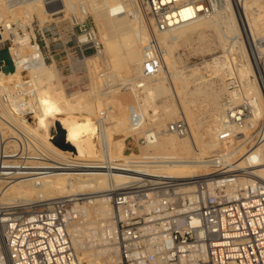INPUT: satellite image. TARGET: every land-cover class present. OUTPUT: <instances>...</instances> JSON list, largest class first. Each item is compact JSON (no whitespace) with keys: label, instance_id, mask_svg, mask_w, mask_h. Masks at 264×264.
I'll return each mask as SVG.
<instances>
[{"label":"built area","instance_id":"built-area-1","mask_svg":"<svg viewBox=\"0 0 264 264\" xmlns=\"http://www.w3.org/2000/svg\"><path fill=\"white\" fill-rule=\"evenodd\" d=\"M221 1L196 0L194 4L201 6L196 12L208 16ZM146 4L156 30L178 24H170L169 6L158 0ZM88 35L98 48L94 34ZM142 65L141 77L161 69V53L153 42L142 49ZM263 112V90L260 98L234 92L224 102V124L215 131L216 140L225 147L212 157L205 174L186 178L158 172V165L173 158L135 153L134 144H128L127 153L119 158H111L103 124H98L103 147L96 165L123 176L120 186L92 193H104L111 205L106 235L116 248L117 264H264V176L254 172L258 166L264 168ZM135 118L132 108L131 120ZM167 130L186 132L182 122L169 124ZM157 133L153 128L144 130L140 146L155 143ZM14 139L3 142L0 137V178L44 170L37 164L38 151L24 149L21 138ZM62 165L72 171L83 167ZM89 195L0 205V237L9 264H82L71 243L69 224L79 219Z\"/></svg>","mask_w":264,"mask_h":264},{"label":"rangeland","instance_id":"rangeland-1","mask_svg":"<svg viewBox=\"0 0 264 264\" xmlns=\"http://www.w3.org/2000/svg\"><path fill=\"white\" fill-rule=\"evenodd\" d=\"M18 1L19 0H2L1 2L0 0V8L3 10H0V26H2L3 22L7 21L9 26L14 28V33H16L17 36L22 37L27 34L29 36V42L31 44L37 45L38 50L43 55L45 64L52 68L55 74L53 76L54 78L52 77L50 81L52 87L48 90L52 91V89H54L55 91H61L62 96L69 99L71 103L74 102L73 104H76V99L73 98L75 95L85 97V100L87 102L89 101V103H92L93 105H97L96 103H100L101 101V106L98 105V107L101 109L104 107L105 108L101 110V113L98 116L102 119V121H100L101 123L98 124H103V132H105V129L107 128L106 138L107 143L111 148L109 150L111 158L117 159L120 156L117 154L114 155L112 153L113 149L115 148L114 144L116 141L124 144L121 154L127 153L125 149H128V144H134L133 152L137 149V147H140L141 152L156 153L151 148L147 149L140 146L139 138H141L143 135V131L148 128H156L155 130L158 132L159 130L160 132H170L167 130L169 124H174L176 122H182L185 125L186 132L188 130V134L189 130L193 128L191 134L193 137L191 138L193 144L191 147V152L192 154L196 153V155H198L201 153L203 148V141L199 140V135L202 131L201 128L203 127L205 121L209 120L208 103L210 95L216 93L215 101L220 107V114L224 115V102H226V100L230 98L234 92L236 93V96L237 92L241 93V95L254 93L260 98L261 90L264 91V50H261L259 53L256 44V41H259V39L264 37V30L261 29L262 31L260 30L254 35L243 32L240 27V16L237 15L231 0H222L214 12L208 16H202L204 21L210 20L212 18L214 19L211 22L213 24L212 27L207 26L202 28V32L199 35L193 34L190 38L191 40L189 39L187 42H182L180 44H174L172 42L173 39L167 37L168 35H166V33L156 30L155 19L148 9L146 0H123L129 9L128 17H132L134 19L138 18L135 21L133 20L134 23L131 20V27L132 29L136 30L133 33L136 32L137 34L134 36L136 40L135 47H130V52L134 51L139 53L138 56H140L139 50L143 49L146 44L153 42L156 46L155 48L159 50L162 57H164V55L167 53L169 54L172 60L170 69L176 71L177 74L165 80L164 85L167 92L165 90V93L163 92L161 95H157L151 100L150 105L146 107L144 111L145 114L143 117V123L140 124L142 128L133 130L129 124L130 127L128 129L124 128L122 130V126L117 122L114 123L111 117L116 113L118 114L119 108H121V110L123 109L124 111L125 107L128 106L126 108L128 113L126 112V114L130 120L132 108H135V106L136 108H142V105H139L143 103L142 97L145 95L142 86L144 85L145 80L151 79L152 77H159V74L162 71L159 70L153 74H148L142 77L141 74L140 76H135L134 73L130 72V79L126 80V77L124 76V70H126L127 66L129 65L120 59V56L123 54L124 46L115 39L110 41V43L104 41V39L101 37V31L103 28L101 27L100 23L97 24L99 20L94 17V13L88 9L89 11L87 10L84 15L80 14L78 9L82 0H74L75 2L72 0V4L70 3L69 5H66L64 0ZM251 1L253 3L250 2L252 3V6H250L251 4L249 3V16H256L255 18H257V16H259V11L263 9L259 7L261 2L259 0ZM224 3L226 5H224ZM1 5L5 6L3 7ZM28 6H30V10H28ZM13 7L14 10L16 9L17 11L15 12L16 16L8 11L10 9L12 10ZM6 8L8 10H6ZM23 16L24 18L29 16L30 19L24 25H21L20 19ZM138 20L142 21V23H138ZM142 24L143 27L141 29L140 26ZM232 24L233 26H231ZM10 30L11 29H8V31ZM88 34L91 36L94 34L95 38H93L97 42L98 48L93 43V40L90 39ZM108 34H110L109 36H113L111 31H109ZM84 35L87 36L85 37L86 40L81 38ZM140 35H146V39L144 42H142V44L139 43L138 40ZM262 35L263 37H260ZM161 39L163 42H160ZM159 44L163 45L159 46ZM16 45H18V42L14 39L13 32L8 33L5 35L4 39L0 41V50L7 49L8 51V49L15 48ZM100 50L102 52L99 53L98 51ZM84 57L86 60L82 61V58ZM214 61H220L219 64H221V75L219 73L213 74L212 68L210 66ZM88 63L91 64L89 65ZM4 65L5 62L0 58V72L5 71ZM142 66L143 65H140V68ZM13 68L14 67L12 65V69ZM132 68H134V66L130 63V69ZM190 69H194V72L191 75ZM180 75L183 77L186 76L184 78L185 80H178ZM197 75H201L204 78V81H200L199 78L195 79V76ZM139 78L140 80L138 81ZM25 79H28V77L26 76ZM18 81H15V85L17 87L14 88L12 85H10L9 88H3L0 86V105L4 107L5 110L7 109L6 111L4 110L5 112L10 113L12 114L11 116H13V118L5 117V114H2L0 111V126L2 127V132L4 131L2 134H0L2 139H4L3 142L6 140V138L7 140H15L14 137H20L24 149L38 151V158L46 163L52 162V164H58L57 162H54V160H60L59 155L68 157L71 155V153H74L73 156L75 157L78 156L79 158L84 159L82 155L89 153L85 144L87 143L86 140H88L86 136L98 135V126L97 124H94V114H87V105L79 106L77 104L72 111L74 114H70L69 112L57 114V118L54 121L52 120L53 124H51V126L54 130L52 133L54 134L56 131L60 133L63 132L65 134V131H69L70 133L67 137L69 140L64 139L62 143H56L51 139V141L49 139L48 141L44 139L40 133L31 130L32 127L28 122L25 121V119L24 121L21 120L22 114L19 112H22L23 110L18 112L16 111L13 115L14 109L12 108H15L14 105L18 106L17 108L20 110L25 109L27 106V104L25 105L24 102L25 97L21 95V90L18 91ZM104 82L113 84L106 87ZM252 82L256 86L257 90L251 89L249 87L248 84ZM131 92L133 94H131ZM134 94L137 98L133 97ZM237 103L238 102L235 104ZM166 109H170L169 111H171V113L167 114L165 111ZM9 110H12V113L9 112ZM17 113L18 115H16ZM136 113L138 114V111H136ZM154 114L155 117L159 116L160 118H164V124L160 126V129L155 124H153L154 121L152 119L155 118L153 117ZM19 115H21V117ZM107 119L108 122H106ZM110 119L112 121H110ZM86 127L87 129L85 130ZM186 132L182 135H175L178 138H183L188 135ZM170 133L174 134L173 132ZM82 136H84L85 140ZM78 137L82 142V146H79L76 150H73V152L68 149L62 150L59 148V146L62 145L69 146L68 144H73L74 139H77ZM55 138L56 137H54V139ZM89 140H91V138H89ZM198 140L201 142V144L197 143ZM6 142V144L9 143L8 141ZM100 144L101 143L98 141L97 147L99 149V158L101 157V151L103 147ZM218 146H216L214 149L216 151L214 152H219L222 148L220 143ZM210 154H212V151H210ZM41 161H37V164L41 165L39 167H44L42 164L44 165L46 163H42ZM64 161L65 160L62 159V161L60 160L58 162ZM203 171L201 170L199 173L202 172L200 173L202 175L203 173L207 172L206 169ZM196 174L193 175L189 173L188 175L196 176ZM117 186H115V188ZM98 197H105V194L98 195ZM18 204L23 205L25 203ZM1 205H5V203ZM90 223V213L89 210H86V215H83V213L80 214L79 219L74 221L72 225L85 226ZM88 240L89 236L84 235V241L88 242ZM110 243L112 242L110 241ZM110 243L109 246L112 247L110 250V255H114V258H118L115 246L113 243ZM99 245L100 244H95L94 247H99ZM75 251H78L77 248Z\"/></svg>","mask_w":264,"mask_h":264},{"label":"bare ground","instance_id":"bare-ground-1","mask_svg":"<svg viewBox=\"0 0 264 264\" xmlns=\"http://www.w3.org/2000/svg\"><path fill=\"white\" fill-rule=\"evenodd\" d=\"M64 1L66 5H69L70 3L72 4L71 2L72 0H64ZM75 1L73 0V2ZM158 1L161 4L167 5L170 7V10L168 11V15H167V18L171 20L170 24L178 23L162 31L166 33V35H168L167 37H170L173 39L172 42L174 44L175 43L180 44L182 42H187L193 34L199 35L202 32L201 31L202 28L207 27V26L212 27L213 25L211 23L212 20H214L213 18L210 20L204 21L203 20L204 18L202 17V15H200L199 13L197 14L196 11L200 10L201 6L200 5L196 6V4H194L196 0H158ZM231 1H232V4L234 6V9L237 15L240 16V27L243 32L254 35L255 33L259 32L261 29L264 30V0H259L261 2L260 3L261 5L259 7L263 9L259 11L258 13L259 16H257V18H255L256 16L255 17L249 16L248 8L252 6V3H253L251 0H231ZM80 4L81 5L78 9L80 14L84 15L89 9L92 13H94V17H96L99 20L97 24L100 23L101 27L103 28V30L101 29L102 30L101 37L104 39L105 42L107 41V43H110V41L115 39L116 41H118L124 46L123 54L122 56H120V59H122L125 63H127V65H129L127 66V69L124 70V76L126 77L125 79L126 80L130 79V76H129L130 72L134 73L135 76L136 75L140 76V72L142 68V67L140 68V65H142V56H141L142 49L139 50L140 56H138L139 53H136L134 51L130 52V47H135L136 40L134 36H136L137 34L136 32L133 33L136 30L132 29L131 20L135 21L138 18L134 19L132 17H128L129 9L127 8L125 1L123 0L122 1L121 0H82ZM224 5L226 4L224 3ZM28 7H29L28 10H30V6ZM7 8L6 10H8ZM8 11L14 15H15V12H17L16 9L14 10V7L12 8V10L10 9ZM29 19H30L29 16H26L25 18L24 16L21 17L20 24L24 25ZM137 22L140 24L142 23V21H139V20ZM231 26H233V24ZM140 27L142 29L143 24ZM8 29H11V30L8 31ZM109 31L113 33V36H109L110 35L108 34ZM12 32H13L14 39L18 42V45H16L15 48L8 49L7 52H9L8 54L9 60L10 62H12V65L14 68L11 69L10 71L0 72V86H2L3 88H9V86L12 85L14 88V87H17L15 85V81L20 80L17 83L19 86L18 91L21 90V95L25 97V101H24L25 105L27 104L26 108L21 109V110L17 108L18 106H15L13 104L15 107V108H12L14 109L13 115L15 114L16 111L18 112V111L23 110L22 112H19L20 114H22L21 120L24 121L25 119V121L28 122L29 125L32 127L31 130H33L34 132L40 133V135L44 137V139L46 140L51 139L52 141H54L53 140L54 137H56L59 134H63L64 139L69 140L67 138L70 133L69 131H65L66 132L65 134L63 132L60 133V132L55 131L53 134L52 132L54 130L51 124H53L52 120L54 121L57 118L56 115L59 113L62 114V113L69 112L70 114H74L72 111L74 110V107L77 104L79 106L87 105V111H88L87 114L89 115L94 114L93 116L95 118L94 124H97L98 126V123H101L100 121H102V119L98 116L101 113V110L105 108L104 107L101 109L100 107H98V105L101 106V101L100 103L97 101L99 104L96 103L97 105H93L92 103H89V101L87 102L85 100V97H81L78 95H75V96L72 95L73 98L76 99V102H75L76 104H73L74 102L71 103L69 99L62 96L61 91L60 92L55 91L54 89H52V91L48 90L49 88L51 89L52 87L50 81H51V78L55 75L53 69L45 64L43 55L38 50L37 45L31 44L29 42V36L27 34H25L22 37L17 36L16 33H14V28L10 27L7 21L3 22L2 26H0V41L4 39L6 34L12 33ZM145 36L140 35L138 37L139 43L142 44V42L145 41L146 39ZM260 37H263V35ZM81 38L83 39L84 37L82 36ZM160 42H163V40L161 39ZM256 44H257L259 53L261 50H264L263 38L259 39V41H256ZM160 45H163V44H159V46ZM98 52L100 53L102 51L100 50ZM85 60H86L85 57L82 58V61H85ZM161 61H162V67L160 70L162 72L159 74V77L158 76L152 77L151 79H146L145 82L143 81L144 85L142 86H143V91L145 95H143L144 97H142L143 103L140 105L138 103L139 106L142 105V108L141 107H140L141 109L139 107L136 108L135 106V108L137 109L135 110L138 111V114H137L138 118L137 119L135 118L136 119L135 122L133 123L131 119L129 120V117L126 114L127 112L126 108L128 106L125 107L124 111L123 109L121 110V108L118 107L119 108L118 114L116 113L111 117L114 123L117 122L118 124L122 126V130L124 128L128 129L130 125H131V129L133 130L137 128H142L140 124L143 123V117L145 114L144 111L146 107L150 105L151 100L153 98H155L157 95H161V93H163L166 90V87L164 85L165 80L177 74L176 71H173L170 69L171 68L170 65H172V60L168 53L164 55V57L161 56ZM219 62L214 61L212 65L210 66L212 68L213 74L214 73L220 74L221 64H219ZM130 63L131 65L134 66V68L130 69ZM193 72H194V69H190V75ZM26 76L28 77V79H25ZM185 77L180 75L178 77V80L180 79L185 80L184 79ZM198 78L200 81H204V78L201 75L195 76V79H198ZM139 80L140 79H138V81ZM112 84L113 83L104 82V85L106 87L111 86ZM248 85L251 89L257 90L253 82L249 83ZM131 94L133 93L131 92ZM135 96L136 95L134 94L133 97ZM215 99H216V93L210 95V99L208 103L209 120L205 121V123L203 124V127L201 128L202 131L199 135V140L203 141L202 142L203 148L200 154L196 155V153L192 154L191 152V147L193 145L192 139H191L193 137L191 134H192L193 128L189 130V134L187 133L188 132L187 130L186 134L188 135L183 138H178L176 137L175 134H171L170 132H167V131L160 132L159 130V132L157 133L158 136L155 140V143H153L150 146L144 147L147 149L148 148L153 149L156 152V154L159 153L160 155H165L167 157L173 158L174 160L173 162L162 163L158 165L157 167L158 172L165 174L167 176L175 177V178L190 177L191 175H188L189 173L193 175L197 173L196 174L197 176L200 173H202V172L199 173V171L201 170L203 171L206 169L207 164L210 162L212 157L217 153V152H214L216 151L214 150L216 146H218L220 143L221 147H225L224 143L222 142L223 143L222 144L221 142L217 141L215 137V131L218 125L224 124V119H223L224 115L220 114V107L218 103L215 101ZM3 108L4 107L0 105L1 113L5 114V117L13 118V116H11L12 114L5 112L7 109L5 110V108L4 109ZM114 109H115V106H114ZM169 110L170 109L165 110L167 114L171 113V111ZM11 111L12 110H9V112ZM16 115H18V113ZM19 116L21 117V115ZM153 117H155V114L153 115ZM108 119L106 122H108ZM152 120L154 121L153 124L159 127V129H160V126L164 124V118H160L159 116L153 118ZM110 121L112 120L110 119ZM86 129L87 127L85 128V130ZM3 132H2V127L0 126V133L2 134ZM1 134H0V137H1ZM104 134H105V137H104L105 144L107 146V149L110 150L111 148L109 144L107 143V138H106L107 128L105 129ZM82 137L84 139V136ZM86 137L88 140H86L87 143L85 144L87 146V150L89 153H85V155H82L84 159H81L78 156L77 157L73 156L74 153H71V155L68 157L61 156L58 153L60 160L62 161V159H64L65 160L64 162H58L60 160L55 161L56 159L54 160V162H57L58 164H55V163L52 164V162L46 163V162L41 161L42 163H46L44 165L42 164V166L44 167H41L44 170H38V169L23 170L19 172V174H17L13 178H10L9 180L5 178H0V187H1L0 205L4 203L8 204V203H13V202L28 204L30 202L48 200L51 198L69 196L72 194L74 195L91 194L87 196L89 200L86 201L85 204L80 208V214L83 213V215H86V210H89L90 217H91V223L85 226H78V225L74 226V224L72 225L74 221L71 222L69 224V233H70L71 243L73 247L75 248V250L77 248L78 251H76V253L82 264H117L119 259L114 258V255H110V250L112 249V247L109 246L110 240L107 238V235H106L107 228H110V224H111V222L109 221L111 217V205L108 202V199L106 197H98V195H102L104 193H100V194H92V193L104 192L110 189H114L115 186L120 185L123 182V179H122L123 176L117 174L119 173L118 171L104 172L102 171L101 168L97 167L96 163L99 162V157H98L99 149L97 147V142L99 141L98 140L99 135L86 136ZM89 138H91V140H89ZM199 140L197 143L201 144ZM81 144L82 142L80 141L78 137L77 139H74L73 144L71 145L68 144L69 146L62 145V146H59V148L62 150L68 149L73 152V150H76L79 146H82ZM114 145H115V148L113 149L112 153L114 155L115 154L121 155L124 144H122L119 141H116ZM237 147L238 146H235V148ZM135 151L140 152L141 151L140 147H137V149L134 150V152ZM210 151H212V154H210ZM62 164H69V166H72V167L76 166V168H80V166H83V167L80 169L81 171L79 169H77L76 171H72V169H65L66 166H63ZM239 164H242V162H240ZM61 166H63V169H58ZM95 166L96 168H94ZM82 170H87L88 172H84ZM254 172L260 176H264V168H261L258 166L254 169ZM239 183L243 184V181H239ZM84 235L89 236L88 242L84 241ZM95 244L96 245L100 244V245L99 247H94ZM0 247H1L0 264H9V260L6 255V250L4 247V243L1 237H0Z\"/></svg>","mask_w":264,"mask_h":264},{"label":"water","instance_id":"water-1","mask_svg":"<svg viewBox=\"0 0 264 264\" xmlns=\"http://www.w3.org/2000/svg\"><path fill=\"white\" fill-rule=\"evenodd\" d=\"M0 58L3 59V61L5 62L4 70L5 71H10L12 69V64H11V62L9 60V56H8L7 49L0 50ZM63 140H64L63 134H59L54 139V142H56V143H62Z\"/></svg>","mask_w":264,"mask_h":264}]
</instances>
